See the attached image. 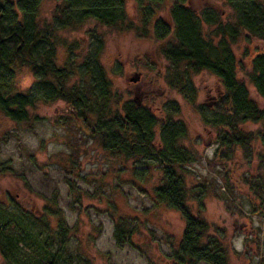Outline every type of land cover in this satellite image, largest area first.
I'll list each match as a JSON object with an SVG mask.
<instances>
[{
    "label": "rangeland",
    "instance_id": "1",
    "mask_svg": "<svg viewBox=\"0 0 264 264\" xmlns=\"http://www.w3.org/2000/svg\"><path fill=\"white\" fill-rule=\"evenodd\" d=\"M124 1L129 26L113 28L90 20L70 30L58 29L60 24L53 21L55 1H43L40 26L49 23L60 44L78 46L75 56L79 58L68 87L80 90L90 82L83 75L87 67L100 66L122 103L134 101L158 118H170L173 129L184 127L187 135L180 145L194 156L184 180L189 189H204L201 203L190 200L192 213L205 219L212 234L223 240L230 264H260L264 258V152L259 140L254 139L247 149L227 150V160L215 156L218 129L205 124L197 107L210 114L224 92L220 81L204 71L192 75L184 90L175 88L176 68L165 56L173 39L158 40L152 30L158 18L172 26L167 11L171 1L150 24L142 22L135 0ZM188 7L200 16L215 15L223 27L236 20L225 0H189ZM205 30L213 32L216 43L228 39L216 27L205 26ZM230 46L237 60L245 59L248 71L252 58L264 54V40L248 33ZM58 61H65L62 46ZM241 76L252 100L262 108L263 99ZM133 78L137 81L132 82ZM35 82L29 69L19 71L21 90ZM77 111L60 100L34 111L39 120L30 125L0 115V202L39 213L50 199H56L72 230L69 254L76 264L86 259L91 264H175L170 257L185 224L178 212L156 201L163 166L151 156L128 158L103 151L88 136ZM241 129L255 136L264 134L262 123H247ZM117 225L131 232L129 243L118 246Z\"/></svg>",
    "mask_w": 264,
    "mask_h": 264
},
{
    "label": "trees",
    "instance_id": "2",
    "mask_svg": "<svg viewBox=\"0 0 264 264\" xmlns=\"http://www.w3.org/2000/svg\"><path fill=\"white\" fill-rule=\"evenodd\" d=\"M44 0H0V115L16 124H33L39 120L34 111L42 105L66 101L78 109L88 136L110 154L128 158L151 156L163 166V183L156 189V201L178 212L185 224L178 248L171 260L175 264H230L223 240L212 234V226L194 216L190 200L201 203L204 189H189L184 180L193 154L180 145L187 135L184 127L173 129L169 119L158 118L134 101L122 103L112 90L106 71L88 66L84 78L90 82L80 90L68 87L76 68L77 45L60 40L51 25L39 24V11ZM53 21L58 29H77L94 20L103 26H129L124 0H54ZM168 1L172 26L161 18L153 23L158 40L172 37V48L166 58L176 68L175 88L184 90L192 75L204 71L216 77L224 92L205 115L197 107L207 126L217 128L218 151L215 156L229 158L226 151L238 146L247 149L254 139L264 152V134L245 133L247 123L264 124L261 108L250 96L243 76L264 101V54H256L248 71L245 59L237 60L230 45L244 33L264 40V0H225L232 8L235 22L223 27L215 15L200 16L188 7L189 0H135L139 16L152 23ZM216 27L224 41H215ZM65 51V61H58V49ZM249 55L246 53L245 57ZM29 69L36 82L27 90L18 86V74ZM86 88V89H85ZM187 88V87H186ZM189 97L193 100L195 91ZM178 112V109L175 108ZM171 114V113H170ZM169 114V117H170ZM5 170H10L4 166ZM131 232L116 226L114 238L118 246L129 243ZM72 230L56 199H50L41 212L26 211L17 204L0 202V255L2 264H76L69 254ZM84 264H91L86 259ZM260 264H264V258Z\"/></svg>",
    "mask_w": 264,
    "mask_h": 264
},
{
    "label": "water",
    "instance_id": "3",
    "mask_svg": "<svg viewBox=\"0 0 264 264\" xmlns=\"http://www.w3.org/2000/svg\"><path fill=\"white\" fill-rule=\"evenodd\" d=\"M131 81H132V82H136V81H137V79H136V78H133V79H131Z\"/></svg>",
    "mask_w": 264,
    "mask_h": 264
}]
</instances>
